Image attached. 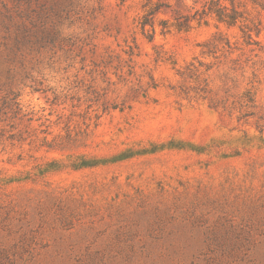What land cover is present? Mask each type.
<instances>
[{
    "label": "rangeland",
    "instance_id": "1",
    "mask_svg": "<svg viewBox=\"0 0 264 264\" xmlns=\"http://www.w3.org/2000/svg\"><path fill=\"white\" fill-rule=\"evenodd\" d=\"M0 264H264V0H0Z\"/></svg>",
    "mask_w": 264,
    "mask_h": 264
},
{
    "label": "trees",
    "instance_id": "2",
    "mask_svg": "<svg viewBox=\"0 0 264 264\" xmlns=\"http://www.w3.org/2000/svg\"><path fill=\"white\" fill-rule=\"evenodd\" d=\"M204 11L206 13H209V14H217L221 17H226V15L223 13L224 11H222V9H213V7H208L207 9H204ZM251 36V35H249Z\"/></svg>",
    "mask_w": 264,
    "mask_h": 264
}]
</instances>
